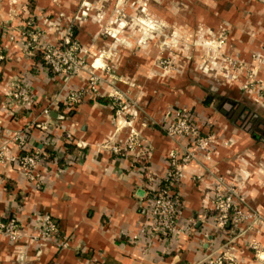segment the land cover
Here are the masks:
<instances>
[{
	"label": "crops",
	"instance_id": "0c3cea01",
	"mask_svg": "<svg viewBox=\"0 0 264 264\" xmlns=\"http://www.w3.org/2000/svg\"><path fill=\"white\" fill-rule=\"evenodd\" d=\"M29 22L42 31L40 41L51 45L73 26L75 40L89 51L87 61L93 62L95 52L104 53L98 61L113 67L98 94L73 108H53L46 128L37 126L47 122L43 109L69 90L85 89L88 74L55 75L41 56L25 55L20 37ZM221 35L227 36L222 53L253 65V56L264 54V0H0V146L6 144L13 157L23 155L13 141V134L22 132L25 152L43 149L46 154L36 169L44 180L41 189L16 162L0 164V220L14 216L33 232L38 216L51 217L60 239L69 242L40 247L27 239L13 243L0 233V264H205L214 252L228 250L239 264H264V132L258 129L262 137L256 140L238 126L249 107L264 115V98L242 90V78L231 84L201 72L207 53L200 44ZM166 60L177 61L180 69L163 75L158 64ZM258 79L264 90V65ZM16 80L30 88L33 106L7 107L6 91ZM114 89L141 109L133 126L151 151L146 164L155 178L166 177L169 153L187 143L159 128L168 107L189 108L204 134H216L220 141L211 161L187 167L179 185L178 226L189 232L155 240L149 251L147 235L134 241L146 223L140 194L147 182L133 169L134 156L119 159L101 148L129 134L128 126L117 128L109 97ZM71 142L74 151H69ZM218 176L236 185L262 220L217 229L214 215L205 216L204 204Z\"/></svg>",
	"mask_w": 264,
	"mask_h": 264
},
{
	"label": "built area",
	"instance_id": "2783aa9c",
	"mask_svg": "<svg viewBox=\"0 0 264 264\" xmlns=\"http://www.w3.org/2000/svg\"><path fill=\"white\" fill-rule=\"evenodd\" d=\"M79 16L78 14L75 22L80 20ZM121 17H125V15L122 13ZM21 35L20 42L25 55L31 57L40 54L43 64L55 75L71 78L83 73L88 74V85L85 89L69 90L62 100L55 101L43 109L42 114L47 122L37 125L38 127H47L53 108H59L61 104L73 108L81 103L87 95L98 94L100 83L107 82L106 79L112 72L113 67L98 61L102 57L91 63L87 61L89 51L75 40L73 26L69 27L60 41L54 45L44 44L40 41L43 33L39 29H34L32 22H29V28L25 29ZM11 39L15 40V37H11ZM226 40L227 36L221 35L200 44L207 53L201 70L205 74L210 73L222 77L231 84L240 81L242 78V90L257 93L264 98V90L260 89L261 81L258 79V71L264 65V54L254 55V64L251 65L244 60L235 59L222 53ZM3 59L4 56L0 48V60ZM171 61L174 60H166L159 65L164 66L165 71H171L173 64ZM109 97L112 98L116 110L117 128L128 126L130 129L128 137L123 142L112 141L101 146V148L119 159L134 156L133 169L139 172V177L149 186L150 190L144 191L146 223L140 235L134 237V241H137L141 235H147L150 242L147 244L146 250L149 251L155 240H167L175 238L183 232H189L190 228L181 229L178 226L183 202L179 192L172 190L170 184L175 182L180 185L186 177L185 170L190 165H201L202 162L211 161L215 149L220 146V141L216 134H204L189 108L168 107L162 121L158 123L159 128L170 139L175 141L185 139L187 143L181 145L178 150L169 153V171L166 177L155 178L146 166L151 151L133 126L138 114L141 113V109L135 101L130 100L120 90L114 89ZM5 102L9 108L16 106L27 109L34 105L30 88L21 80H16L9 86L6 91ZM13 141L17 143L24 154L13 157L9 153L8 146L6 144L1 145L0 164L16 162L21 167L24 176L28 180L36 182L37 189H41L44 180L36 169L45 161L44 150L37 149L25 152L26 136L22 132H15ZM78 146L85 148L86 144L79 143ZM207 189H209V193L205 198V216L207 214L214 215L217 229L225 231L227 228L232 229L250 222L256 224L262 220L261 215L250 208L241 190L223 177H215L214 184ZM0 233L13 243L27 239L31 244L40 247L53 241L57 242L60 247H67L69 243L60 239V229L57 223L47 216H38V223L33 232L26 230L14 216H8L6 220H0ZM230 244L232 242L228 244V249H232ZM250 248L255 251L258 250L256 244H251ZM205 264H239V262L236 256L229 253L228 250L222 253L220 251L214 252L206 258Z\"/></svg>",
	"mask_w": 264,
	"mask_h": 264
},
{
	"label": "trees",
	"instance_id": "16d2710c",
	"mask_svg": "<svg viewBox=\"0 0 264 264\" xmlns=\"http://www.w3.org/2000/svg\"><path fill=\"white\" fill-rule=\"evenodd\" d=\"M73 32H74V38L77 34V30L76 28L73 27ZM38 56L40 57L41 55L38 54ZM42 58V57H41ZM64 107H69L70 106H65ZM252 109V110H251ZM247 111V112H246ZM251 111H253V107H249L247 108V110L245 109L241 116L243 115L242 118H240V124L238 125L239 127L243 128L245 131H247L248 133L251 134V136L256 139V140H260L262 136H260L258 134V129L262 132H264V127L263 128H259L260 126L259 125H255L257 123V121L260 120L261 116L257 113V112H254L252 113ZM70 112V111H69ZM248 113H252V117L250 116V119L248 117ZM67 114V113H66ZM255 115H258L257 117H255ZM258 126V127H257ZM68 148H69V151H74V148H75V143L71 142V144L68 145ZM47 151L50 153V154H54V151L53 149H47ZM147 166V164H146ZM148 181V180H147ZM170 188L172 190H176L178 192V189H179V185L175 182L171 183L170 184ZM149 189V186L147 185V190ZM150 190V189H149ZM228 229V228H227Z\"/></svg>",
	"mask_w": 264,
	"mask_h": 264
},
{
	"label": "rangeland",
	"instance_id": "374dc122",
	"mask_svg": "<svg viewBox=\"0 0 264 264\" xmlns=\"http://www.w3.org/2000/svg\"><path fill=\"white\" fill-rule=\"evenodd\" d=\"M116 7V6H115ZM141 7V6H140ZM139 9V8H138ZM137 10V7H134V6H132L131 7V11H136ZM120 11V10H119ZM114 14H116V12H115V9H114ZM121 14H122V12L120 11V13H119V18H121L122 19V17H121ZM117 15V14H116ZM137 20V23H140V22H138L139 20L138 19H136ZM128 22V19H124V20H122V22ZM130 22V21H129ZM124 25H126L125 23H124ZM168 37V36H167ZM153 40H155V37H151V39L149 40L150 42H152ZM164 39H162V41H163ZM104 56V53L102 54V53H94V55H93V57H94V59H93V61H96L98 58H100V57H103ZM162 62H164V61H161L160 63H162ZM173 64H172V70L171 71H165V69H164V66H160L159 64H158V68H159V70L162 72V74L163 75H168V74H175L176 72H177V70H179L180 68H179V66L178 65H176V62L177 61H171ZM179 68V69H178ZM195 68H197L198 69V67L197 66H195ZM194 72V71H193ZM201 72H203V71H201ZM200 83H204V84H207L206 82H203V81H199V82H195V81H192V84H194V85H199ZM252 113H254V110L253 111H251ZM252 113L250 114V113H248L247 115H248V117H249V119H250V116L252 117ZM255 125H259L260 127L259 128H263L264 127V115L263 116H261V118H260V120L259 121H257V123L255 124ZM258 127V126H257Z\"/></svg>",
	"mask_w": 264,
	"mask_h": 264
},
{
	"label": "water",
	"instance_id": "95a60500",
	"mask_svg": "<svg viewBox=\"0 0 264 264\" xmlns=\"http://www.w3.org/2000/svg\"><path fill=\"white\" fill-rule=\"evenodd\" d=\"M61 119H63L64 117L63 116H60ZM141 197H144V191H141V194H140Z\"/></svg>",
	"mask_w": 264,
	"mask_h": 264
}]
</instances>
